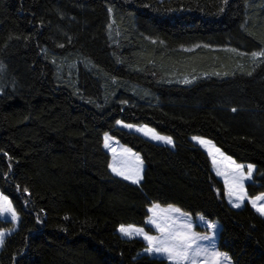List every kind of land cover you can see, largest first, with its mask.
Masks as SVG:
<instances>
[{
  "label": "trees",
  "instance_id": "16d2710c",
  "mask_svg": "<svg viewBox=\"0 0 264 264\" xmlns=\"http://www.w3.org/2000/svg\"><path fill=\"white\" fill-rule=\"evenodd\" d=\"M254 52H264V0H0V192L20 217L0 264H167L116 233H149L152 204L218 222L233 264H264V218L227 205L189 140L253 165L245 191L264 192V56ZM104 134L139 154L138 185L110 173Z\"/></svg>",
  "mask_w": 264,
  "mask_h": 264
},
{
  "label": "snow or ice",
  "instance_id": "6c2138e0",
  "mask_svg": "<svg viewBox=\"0 0 264 264\" xmlns=\"http://www.w3.org/2000/svg\"><path fill=\"white\" fill-rule=\"evenodd\" d=\"M253 56H264V52L253 53ZM117 123H121L117 121ZM131 128L132 125H126ZM139 130V129H138ZM152 131V130H149ZM147 134V133H145ZM152 138L156 140H162L166 143H171L169 137H164L152 132ZM194 140H198L199 143L208 144L210 141H205L198 137H193ZM105 147H108L107 144V134H106V143ZM219 153V149L215 150ZM209 155L212 157V164L214 166L218 165L220 161L217 160L216 156L209 151ZM220 156L223 157V153H220ZM139 162V157H136ZM228 161V167L231 171L221 172L219 168L216 170V174L225 176V189L228 197H235L237 201L243 202L245 199H248L252 204L253 208L256 209L261 215H264V193L258 194L255 197H248L247 192L244 189V181L246 179H251L253 166H247V172L244 171V166L241 164H236L235 161H232L230 157H224ZM142 163V162H140ZM112 171L118 175L123 176L125 180H131L132 183H139L141 179L139 175V164L134 168L127 169L124 166L123 161L114 160L113 163L109 165ZM230 177V179H229ZM231 202V200H230ZM235 207H240V203H235ZM159 205H153L149 209V212L152 213V216L149 218L146 223L152 224L155 229L160 233L159 236H152L144 233L143 229L136 228L135 226L121 225L120 232L124 235L131 236L133 233L141 234L143 233V238L148 242V247L145 249L148 253H162L167 256V258L173 262V264H221L222 259L227 260L228 257L226 254H222L218 251L208 252L207 249H202L197 245V241L201 239H207L206 236L197 235L193 229L192 225L187 222L180 221L178 218L173 217L172 215L158 212L157 209ZM175 212H179V209H175ZM10 214L11 220L15 222L18 217L12 207L11 201L8 200L6 196L0 195V215ZM209 229H214L216 225L209 223ZM5 233L0 231V245L4 243ZM201 253L204 254L205 259L201 261L198 259Z\"/></svg>",
  "mask_w": 264,
  "mask_h": 264
},
{
  "label": "rangeland",
  "instance_id": "374dc122",
  "mask_svg": "<svg viewBox=\"0 0 264 264\" xmlns=\"http://www.w3.org/2000/svg\"><path fill=\"white\" fill-rule=\"evenodd\" d=\"M126 125H132V124L116 123V127L120 128V129H123L125 131H128V132L135 133V134L143 137L144 139L148 140L149 142H151V143H153L155 145L165 146V147H168V148H171V149L174 147L172 140H171L172 141L171 143H166V142H164L162 140L153 139L152 138V132H155V131L152 130L151 128L145 126V125H142V124L141 125H132L131 128L127 127ZM149 130H152V131H149ZM145 133H147V134H145ZM158 135H160V134H158ZM160 136H164V135H160ZM164 137H167V136H164ZM193 137H197V136H191L189 138V140L194 145H196L199 149H201L208 156V158H209V160L211 162V170H212V172L214 173L216 178L223 183V186H224V199H225L227 205L230 208H232V209L238 210V209H241L245 205V203H247L250 206L251 209H253L262 218H264V215H261L259 212L256 211L255 208H253L252 204L249 202L248 199H245L243 202H239V201L236 200L235 197H231L230 198V197L227 196L226 189H225V176H223V175H219L218 176L216 174V170H217V168H219V170L221 172H224L226 170L227 171H231V169L228 167V161L224 159V157H229V156L225 155L221 150H219V153H217L215 150L218 149V148L216 146H214V144L211 141H210L211 143L202 145L201 143L198 142V140H194ZM198 138H201V139H203L205 141H209V140H207L205 138H202V137H198ZM105 143H106V134L103 135V149H104L105 152H107L109 154V157H110L109 165L111 163H113L114 160L123 161L124 162V166L127 169L134 168L135 166H137V164H139V175H140V177H142V170H143L144 165H143V162L140 159L139 154H137L136 152L132 151L129 147H127L126 145H123L116 138L111 137L108 134H107L108 147H105ZM209 151H211L213 153V155L216 156L217 160L220 161V163L218 165L214 166L212 164V157L209 155ZM220 153H223V157L220 156ZM137 156L139 157V162L136 159ZM231 160L234 161L232 158H231ZM140 162H142V163H140ZM236 164H239V163H236ZM241 165L244 166V171L247 172V166L251 165V164H241ZM254 169L255 168L253 166V172H252L251 179H246L244 181V189H245L246 184L250 183L252 181V177H253V174H254ZM109 171L114 177H116V178H118L120 180H123V181H125L127 183H130L132 185H138L141 182V179L139 180V183H132L131 180H125L123 178V176L116 175L112 171V169L110 167H109ZM229 179H230V177H229ZM0 195L4 196L1 192H0ZM230 200H231V202H230ZM235 203H240V207H235L234 206ZM260 203H264V201H262ZM153 205H159V204H152L148 208V217L145 219V226L148 227L151 231L149 233H147V231H145L144 229H143V231H144V233H147L148 235L159 236L160 233L155 229V227L152 224L146 223V221H148L149 218L152 216V213L149 212V209L152 208ZM175 209H178V208H176L174 206H171V205H166V206L159 205V208L157 209V211L172 215L173 217L178 218L180 221L190 223L192 225L193 231L197 235L208 237L207 239H201V240L197 241V245L200 248L207 249L209 253H211L213 251H218V252H220L222 254H226L228 259L227 260H223L222 259L221 264H233L231 259H230V257H229V255H228V253L222 251L218 247V238H219V232H220V225H219L218 222L208 220V219L202 217L201 215H191L189 213L181 211L180 209H179V212H175L174 211ZM16 214H17V212H16ZM17 217H18V219L15 222H13L11 220L10 214L0 215V222H3V223L8 222L10 224L8 226L0 228V231H3L5 233L4 241H5V239L7 237L12 235L17 230V228L19 226V222H20V217H19L18 214H17ZM209 223H212V224L216 225V227L214 229H209L208 226H207ZM120 227L121 226H119L117 228L116 233L121 238H123V239H139V240H141L144 243L145 249L148 247V242L143 238V233H141V234L133 233L131 236H127V235H124L123 233L120 232V230H119ZM136 228H139V227H136ZM140 229H142V228H140ZM1 247H2V245H0V249H1ZM145 249L142 252L139 253L140 256H148V257L155 258V259H161V260L166 261L167 264H173V262L170 261L167 258L166 255H164L162 253H148V252L145 251ZM198 259L203 261L205 259L204 254L201 253V255H200V257H198Z\"/></svg>",
  "mask_w": 264,
  "mask_h": 264
}]
</instances>
